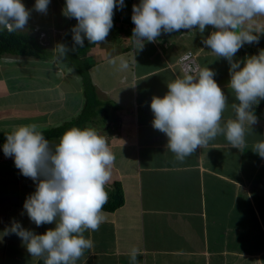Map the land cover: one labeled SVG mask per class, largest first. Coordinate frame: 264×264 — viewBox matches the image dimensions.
Returning a JSON list of instances; mask_svg holds the SVG:
<instances>
[{
	"label": "crops",
	"instance_id": "crops-1",
	"mask_svg": "<svg viewBox=\"0 0 264 264\" xmlns=\"http://www.w3.org/2000/svg\"><path fill=\"white\" fill-rule=\"evenodd\" d=\"M139 3L124 0L123 8H115L106 41L84 56L96 93L92 123L104 124L96 131L115 155L105 189L110 193L119 183L124 203L114 211L103 209L99 230L84 232L93 246L77 264H130L133 247L138 249L139 264H264V158L252 150L256 142L264 141V100L254 106L257 122L251 127L245 122L246 143L239 149L220 135L197 147L183 163L177 162L167 148L166 134L152 126V97L167 93V83L184 73L181 58L192 53L199 67L216 73L214 79L227 97L223 124L234 118L231 104L238 103L229 86L230 64L203 43L215 31L212 26L203 33L162 32L155 42L145 41L142 50L134 51L131 16L133 5ZM50 15L44 23L29 17L27 24L44 32L57 30L63 38L71 18L65 23ZM244 30L257 42L245 43L234 61L264 50V16L247 22ZM120 56L129 62L125 71L108 63L109 57ZM86 102L82 77L69 62L60 66L54 58L0 57V131L32 123L38 130L61 125L75 119ZM3 145L0 264H43L10 229L19 222L24 229L44 234L55 223L37 226L29 219L24 202L36 182L21 174L14 157L5 156Z\"/></svg>",
	"mask_w": 264,
	"mask_h": 264
},
{
	"label": "clouds",
	"instance_id": "clouds-1",
	"mask_svg": "<svg viewBox=\"0 0 264 264\" xmlns=\"http://www.w3.org/2000/svg\"><path fill=\"white\" fill-rule=\"evenodd\" d=\"M49 3L36 0L34 8L46 13ZM117 7L123 8L124 0H66L63 14L77 21L72 29L74 43L82 47L85 38L92 45L105 42ZM29 15L21 0H0V32L24 31ZM257 16H264V0H140L133 5L134 51L142 50L145 41L155 42L162 32L198 29L203 33L212 26L215 31L203 43L230 64L229 86L238 103L231 104L234 118L223 124L227 97L208 67H186L182 76L167 83L163 97H152V126L166 134L167 148L177 162L183 163L197 147L220 135L238 149L246 143L245 122L250 127L257 122L254 106L264 100V50L243 60L233 58L245 43L257 42L255 35L244 30ZM55 50L58 58H65L69 51L63 44ZM108 63L120 71L129 68L122 56L109 57ZM38 128L35 123L14 126L3 152L14 157L22 175L36 182L34 193L24 202L29 219L37 226L55 223V228L35 234L14 222L10 231L43 264H77L93 246L84 232L98 231L104 221L103 207L109 198L105 185L115 155L105 137L91 126L66 130L56 144ZM252 150L264 158V141L256 142ZM138 255V249H130V264H139Z\"/></svg>",
	"mask_w": 264,
	"mask_h": 264
},
{
	"label": "trees",
	"instance_id": "trees-1",
	"mask_svg": "<svg viewBox=\"0 0 264 264\" xmlns=\"http://www.w3.org/2000/svg\"><path fill=\"white\" fill-rule=\"evenodd\" d=\"M76 24V19L71 18L70 25L66 28L64 36L58 44L66 45L69 49L65 58H58L56 50L54 51L47 46L42 45L38 38L34 35L21 31L11 34H9L6 30L0 32V57L4 54H13L20 56H34L43 60L54 58L58 61L69 62L82 77L87 102L82 112L75 119L49 129L40 130L44 133L46 139H49L50 143L53 139H59L66 130L72 127H93L92 121L96 116L94 115L96 114V109L94 107V102L92 101L96 95L95 86L87 73L89 65L86 63V59L84 58L88 51L95 45L90 44L86 38L84 39L82 47L74 43L72 29ZM10 133L11 131H0V145L6 142V136ZM108 197V201L104 205L103 209L114 211L123 205L124 193L119 183L114 185V189L108 193Z\"/></svg>",
	"mask_w": 264,
	"mask_h": 264
},
{
	"label": "rangeland",
	"instance_id": "rangeland-1",
	"mask_svg": "<svg viewBox=\"0 0 264 264\" xmlns=\"http://www.w3.org/2000/svg\"><path fill=\"white\" fill-rule=\"evenodd\" d=\"M21 2L25 5L26 9L29 10V12H30L29 17H31L32 19L34 18L38 22L44 23L46 21H49L50 16H51L50 14H56L57 19L61 18L63 20V22H65V23L69 21V17H66L63 14V10H64L65 5H66V0H61V1L60 0H50V3L48 5L46 13H41V12H38L35 10L34 5H35L36 0H23ZM27 25L25 26V30L22 32L32 33V34H34V36H36L39 39L41 32H44V31H41V29L39 27H37L36 25H33V26H30L32 24H27ZM53 30H55V29H53ZM44 33H45V36L43 37V40H42L44 42V46H47L48 48L55 51V48L58 46V44L62 38V36H60V35H62V33H59L57 30L53 31L52 33H50L48 30H46ZM58 63L60 66H62V64H64L63 61H58ZM24 73L27 74L25 71H24ZM87 73L89 75V69H88ZM46 75H47V72H46ZM89 77H90V75H89ZM41 78H43V77H41ZM69 84L71 85L72 82H69ZM99 118L101 119L102 117L99 115ZM92 126L96 130V128H95L96 126L98 129H101L102 127H100V126H104V124L102 122H100V124H98L96 126L93 124Z\"/></svg>",
	"mask_w": 264,
	"mask_h": 264
},
{
	"label": "built area",
	"instance_id": "built-area-1",
	"mask_svg": "<svg viewBox=\"0 0 264 264\" xmlns=\"http://www.w3.org/2000/svg\"><path fill=\"white\" fill-rule=\"evenodd\" d=\"M45 36L44 32H41L40 37H39V42L44 45L43 37ZM180 64L182 65L183 69L185 70L186 67H188L190 64H193V67L197 66V61H196V57L194 54L189 53L187 55H184V57L181 58L180 60Z\"/></svg>",
	"mask_w": 264,
	"mask_h": 264
}]
</instances>
